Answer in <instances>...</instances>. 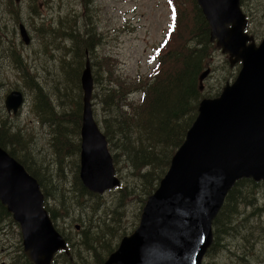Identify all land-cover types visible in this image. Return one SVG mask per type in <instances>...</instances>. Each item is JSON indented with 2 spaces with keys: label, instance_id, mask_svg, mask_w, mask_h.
<instances>
[{
  "label": "rangeland",
  "instance_id": "374dc122",
  "mask_svg": "<svg viewBox=\"0 0 264 264\" xmlns=\"http://www.w3.org/2000/svg\"><path fill=\"white\" fill-rule=\"evenodd\" d=\"M240 1L250 21L249 35L259 45L264 40V0ZM176 2L179 30L172 36V46L162 52L170 47L162 60L161 76L149 80L156 65L155 49L171 22L167 0H0V141L42 183L57 229L70 238L73 249L59 259L56 256L53 264H103L109 259L123 238L139 227L148 199L187 139L201 102L217 97L241 70L242 63L231 64L216 41L208 43L200 74L211 72L203 89L187 100L177 138L162 141L152 127L148 133L137 123L152 103V98L141 103L142 94L148 87L155 89L164 76L175 78L182 55L198 50L199 42L205 41L192 1ZM20 24L27 28L30 45L22 41ZM87 34L93 36L95 46L80 59L85 49L81 40ZM90 40L88 36L87 43ZM87 57L94 78L93 112L101 130L106 134L104 117L125 123L123 129L115 128L113 136H106L122 189L103 195L87 190L79 176L81 75ZM113 83L125 87L120 117L104 104ZM12 91L25 97L17 114H9L5 105ZM243 181L229 194L241 190L226 220L218 222L229 196L214 222L216 244L204 264H264V182ZM0 213V264H33L24 254L20 226L1 206ZM237 216L238 227L231 236Z\"/></svg>",
  "mask_w": 264,
  "mask_h": 264
},
{
  "label": "water",
  "instance_id": "95a60500",
  "mask_svg": "<svg viewBox=\"0 0 264 264\" xmlns=\"http://www.w3.org/2000/svg\"><path fill=\"white\" fill-rule=\"evenodd\" d=\"M197 1L209 22L211 41H217L222 52L229 54L231 64H243L232 86L236 89L226 91L214 102L204 100L201 103L200 115L173 157L160 187L148 199L139 227L132 235L123 238L117 251L103 264H203L213 242V221L235 181L248 176L257 181L264 179V84L257 82L252 75L242 81L264 58V40L257 47L253 37L244 33L247 21L240 9V0H229L230 8H225V13L222 0ZM19 28L22 41L30 45L26 27L20 24ZM248 42L252 43L247 45ZM209 72L207 70L200 76V89H203V81ZM240 82L241 87L238 86ZM81 86L84 105L80 178L88 190L104 194L120 186V182L115 178L106 138L94 118V78L89 59L81 75ZM23 102V95L13 91L6 98V107L9 112L17 113ZM214 122L220 123L212 135L209 157L191 155L180 161L188 147L190 151L194 146L192 140L199 144L201 135ZM222 146L241 148L240 158L243 162L247 160L249 165L233 171L215 161L218 153L224 152ZM233 160L234 157L228 162ZM2 161L0 201L21 227L24 253L33 264H52L58 252L64 250L68 253L69 249L65 239L52 226L44 208L45 197L40 185L0 148Z\"/></svg>",
  "mask_w": 264,
  "mask_h": 264
},
{
  "label": "trees",
  "instance_id": "16d2710c",
  "mask_svg": "<svg viewBox=\"0 0 264 264\" xmlns=\"http://www.w3.org/2000/svg\"><path fill=\"white\" fill-rule=\"evenodd\" d=\"M191 1L194 4L199 22L204 28L202 39H204L205 41L199 42L201 47L198 50L190 49L187 54L182 55V66L178 70L175 78L164 76L163 79L157 80L155 89L152 90L151 87L147 88L146 102L149 98H152V103L150 104L149 111L144 119L137 121L139 125L145 126L148 133H151L150 127H152L154 130L152 133H156L159 138L165 142H172L177 138V133L182 125L181 120L184 119L183 115H185V112L187 110V100L192 101V99L200 90L197 82L200 76V72L206 61V56L204 54L205 49L207 47V44L211 42L209 25L196 0ZM175 3L177 4L176 0ZM86 36L87 37L85 39L81 40V44L84 45L85 49L78 55L80 59L82 58L84 52L89 51L92 53L95 46L93 36L89 34H87ZM88 36H90L91 39L90 43H87L86 41L88 39ZM167 56L166 58L170 57V55ZM158 75H156L154 79H157L159 77ZM165 89H169V91L166 92ZM124 91L125 87L123 86V83H113L108 87L105 96V106H108L111 109V112L115 113L117 117H120V112L123 106L122 102L126 98V94ZM113 119L114 120H112L110 117H104L102 119L106 136H113L116 133L117 129L124 128L125 123L123 120L119 121L117 118ZM0 128L3 129V127ZM182 143L183 139H181L177 147H179ZM0 145L4 147L1 141ZM27 170L29 169L27 168ZM32 175L35 176V174L33 173ZM230 197L231 196H229V200ZM229 200L221 216L218 218L219 223L224 219L226 220L227 215L230 213L231 203ZM248 206L251 205L249 204ZM2 210L5 212L4 208H2ZM237 218L238 216L234 218L233 224L231 225V236L236 233L238 226L235 224V222L238 221Z\"/></svg>",
  "mask_w": 264,
  "mask_h": 264
},
{
  "label": "flooded vegetation",
  "instance_id": "af4514ba",
  "mask_svg": "<svg viewBox=\"0 0 264 264\" xmlns=\"http://www.w3.org/2000/svg\"><path fill=\"white\" fill-rule=\"evenodd\" d=\"M215 98V97H214ZM244 181H248V180H244ZM243 181V182H244ZM257 183V182H256ZM238 185V184H237ZM234 190V189H233ZM240 193H241V190L240 189H237V190H235L232 194H231V197H230V203H231V208L232 207H234V204H235V202H236V200H237V198L238 197H240ZM2 208V207H1ZM4 208V207H3ZM5 210H6V208H4ZM48 210V209H47ZM49 212V215H50V220H51V222H52V225H53V228L55 229V230H57V231H59L58 229H57V224H56V220L54 219V217H53V215H52V212L51 211H48ZM64 237H65V239L67 240V242H68V244H69V246H68V249H73V245H72V243H71V241H70V238L69 237H67L66 236V234L65 233H62L61 231H59ZM23 249H25V247H24V244H23ZM63 252H61L59 255L60 256H63L64 255V253L62 254ZM66 254V253H65ZM58 255V256H59ZM26 256V255H25ZM27 257V256H26ZM28 259V258H27Z\"/></svg>",
  "mask_w": 264,
  "mask_h": 264
},
{
  "label": "bare ground",
  "instance_id": "6f19581e",
  "mask_svg": "<svg viewBox=\"0 0 264 264\" xmlns=\"http://www.w3.org/2000/svg\"><path fill=\"white\" fill-rule=\"evenodd\" d=\"M257 21V20H256ZM88 53V52H87ZM72 54V53H71ZM91 55V54H90ZM89 56V55H88ZM73 57V56H72ZM88 58V57H87ZM90 58V57H89ZM71 60V59H70ZM58 220V219H57Z\"/></svg>",
  "mask_w": 264,
  "mask_h": 264
}]
</instances>
